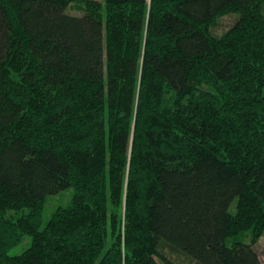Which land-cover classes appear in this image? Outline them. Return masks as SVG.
Instances as JSON below:
<instances>
[{
  "label": "trees",
  "instance_id": "trees-1",
  "mask_svg": "<svg viewBox=\"0 0 264 264\" xmlns=\"http://www.w3.org/2000/svg\"><path fill=\"white\" fill-rule=\"evenodd\" d=\"M263 234L264 0H0V264H264Z\"/></svg>",
  "mask_w": 264,
  "mask_h": 264
},
{
  "label": "rangeland",
  "instance_id": "rangeland-1",
  "mask_svg": "<svg viewBox=\"0 0 264 264\" xmlns=\"http://www.w3.org/2000/svg\"><path fill=\"white\" fill-rule=\"evenodd\" d=\"M68 12L72 15L81 16L83 14L82 7H80L79 3H73L70 8L68 9ZM237 19V15H227L222 17L217 26L214 28V33L217 35H222L225 31H227L235 22ZM74 189L68 188L67 190L50 196L46 203V208L44 210V221L47 222L58 207L60 206H67L73 197ZM236 209L235 203L231 206L230 210L234 212ZM241 240H243L245 243L251 242V236L249 234L242 235ZM32 240L31 237H26L19 245L15 246L14 248L10 249L9 253L10 255H18L26 251L31 246ZM232 243L231 241L229 242ZM255 250L259 253L263 263H264V234L262 237L256 242L254 245ZM185 264H188V262L185 261Z\"/></svg>",
  "mask_w": 264,
  "mask_h": 264
}]
</instances>
